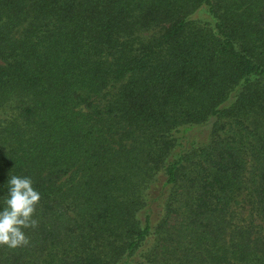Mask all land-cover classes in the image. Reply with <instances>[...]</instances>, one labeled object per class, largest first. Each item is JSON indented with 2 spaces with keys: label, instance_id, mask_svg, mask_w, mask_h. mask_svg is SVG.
<instances>
[{
  "label": "trees",
  "instance_id": "trees-1",
  "mask_svg": "<svg viewBox=\"0 0 264 264\" xmlns=\"http://www.w3.org/2000/svg\"><path fill=\"white\" fill-rule=\"evenodd\" d=\"M11 175L0 264H264V0H0Z\"/></svg>",
  "mask_w": 264,
  "mask_h": 264
},
{
  "label": "clouds",
  "instance_id": "clouds-1",
  "mask_svg": "<svg viewBox=\"0 0 264 264\" xmlns=\"http://www.w3.org/2000/svg\"><path fill=\"white\" fill-rule=\"evenodd\" d=\"M4 206L0 209V246L17 248L30 243L25 229L38 227L35 218L41 195L30 177L11 175Z\"/></svg>",
  "mask_w": 264,
  "mask_h": 264
},
{
  "label": "rangeland",
  "instance_id": "rangeland-1",
  "mask_svg": "<svg viewBox=\"0 0 264 264\" xmlns=\"http://www.w3.org/2000/svg\"><path fill=\"white\" fill-rule=\"evenodd\" d=\"M203 128H204V126H203V127H201V128H200V130H198V131H199V132H201Z\"/></svg>",
  "mask_w": 264,
  "mask_h": 264
}]
</instances>
